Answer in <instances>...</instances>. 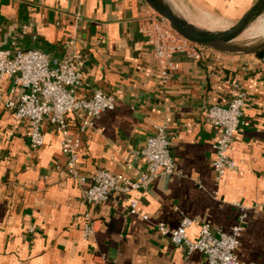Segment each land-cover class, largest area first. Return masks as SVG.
Wrapping results in <instances>:
<instances>
[{"label": "crops", "instance_id": "obj_1", "mask_svg": "<svg viewBox=\"0 0 264 264\" xmlns=\"http://www.w3.org/2000/svg\"><path fill=\"white\" fill-rule=\"evenodd\" d=\"M166 1L188 22L202 14L230 22L256 0ZM148 10L143 0H0V50L16 44L58 60L81 56L85 72L77 96L102 91L115 99V109L81 135L77 116H68L81 141L82 174L107 170L137 180L146 163L132 151L142 148L157 126L167 127L176 168L146 190L112 196L103 205L83 203L90 182L66 177L61 136L47 123L44 146L30 147L29 122L17 120L4 104L19 89L5 79L0 84V264H208L202 253L189 255L161 237L155 224L176 228L184 217L193 219L187 236L195 240L204 223L231 232L242 209L246 222L238 258L264 264V55L205 48L195 61L177 53L176 69L163 78L139 30ZM240 92L247 100L229 151L237 171L217 180L212 161L218 131L205 115ZM130 198L139 200L149 220L128 213ZM90 222L94 233L84 240Z\"/></svg>", "mask_w": 264, "mask_h": 264}, {"label": "built area", "instance_id": "obj_2", "mask_svg": "<svg viewBox=\"0 0 264 264\" xmlns=\"http://www.w3.org/2000/svg\"><path fill=\"white\" fill-rule=\"evenodd\" d=\"M139 30L146 38V43L152 47L163 78L167 77L169 71L176 69L177 65L172 60L175 54H184L195 61L203 56L205 47L180 37L167 20L150 8L140 20ZM261 61L264 62V56ZM84 68V59L78 55L58 60L42 50L19 48L16 44L13 49L0 50V84L11 78L14 88L19 89L17 96L6 99L4 104L17 120L29 122L30 147L33 150L41 149L45 144L42 125L47 123L52 126L61 136L66 177L81 185L90 182L81 194V201L88 205H103L112 196H128L131 192L146 190L160 175L175 174L171 138L166 126H157L143 147L132 151L134 157H141L146 163V170L137 180L107 170H98L89 177L79 171L77 162L81 141L78 135L93 128L103 113L113 111L116 107L114 97L102 91H95L90 96H77V89L83 85ZM246 100L247 95L240 92L227 106L213 105L206 112V123L218 131L212 161L217 180L227 172L237 171L229 151L242 125ZM72 114L79 119L78 135H73L68 120ZM128 213L142 221L149 220L137 199H129ZM86 218H89L88 215ZM245 222L246 212L242 209L238 223L231 232L215 231L204 223L199 225L195 240L188 238L187 231L196 221L187 217L176 228H170L164 222H157L155 228L161 237L167 238L174 246L185 248L187 254L202 253L208 264H244L239 260L237 252ZM93 233L94 223H87L83 230L84 240H88Z\"/></svg>", "mask_w": 264, "mask_h": 264}, {"label": "water", "instance_id": "obj_3", "mask_svg": "<svg viewBox=\"0 0 264 264\" xmlns=\"http://www.w3.org/2000/svg\"><path fill=\"white\" fill-rule=\"evenodd\" d=\"M143 1L151 10L167 20L173 31L193 44L232 54H255L264 50V41L249 49L232 45L252 23L264 15V0H256L233 26L220 31L205 30L193 25L179 15L166 0Z\"/></svg>", "mask_w": 264, "mask_h": 264}, {"label": "bare ground", "instance_id": "obj_4", "mask_svg": "<svg viewBox=\"0 0 264 264\" xmlns=\"http://www.w3.org/2000/svg\"><path fill=\"white\" fill-rule=\"evenodd\" d=\"M168 2V1H167ZM182 9V8H181ZM175 11H177L174 8ZM188 10V9H187ZM178 12V11H177ZM179 13V12H178ZM186 13V12H185ZM184 13V14H185ZM180 14V13H179ZM187 14V13H186ZM185 14V15H186ZM181 15V14H180ZM183 16V15H182ZM192 16V15H191ZM184 17V16H183ZM186 17H189L186 15ZM185 18V17H184ZM186 19V18H185ZM194 20V21H193ZM197 27L210 30V31H220L226 28L225 24L218 19H213L210 15L205 14L204 16L195 17L190 21ZM220 29V30H219ZM264 37V18H258L254 23H252L238 38L241 43L251 42L254 38Z\"/></svg>", "mask_w": 264, "mask_h": 264}, {"label": "rangeland", "instance_id": "obj_5", "mask_svg": "<svg viewBox=\"0 0 264 264\" xmlns=\"http://www.w3.org/2000/svg\"><path fill=\"white\" fill-rule=\"evenodd\" d=\"M181 8V7H180ZM185 15V14H184ZM186 16V15H185ZM201 16H204L203 14L201 15ZM194 17H196V16H194V15H192L191 17H189L190 18V20H192ZM192 18V19H191ZM260 18H264V15H262ZM213 19H215V18H213ZM194 21V20H193ZM220 21V20H219ZM238 20H236V21H230V22H225V21H221L223 24H225V26H226V28H223L222 30H225V29H227V28H229V27H231V26H233L236 22H237ZM220 30V29H219ZM262 41H264V37H259V38H254L251 42H247V43H244V42H240L239 40H235V41H233L232 42V45H236V46H239V47H242V48H247V49H249V48H253L254 46H256V45H258L259 43H261Z\"/></svg>", "mask_w": 264, "mask_h": 264}, {"label": "trees", "instance_id": "obj_6", "mask_svg": "<svg viewBox=\"0 0 264 264\" xmlns=\"http://www.w3.org/2000/svg\"><path fill=\"white\" fill-rule=\"evenodd\" d=\"M257 55H264V50H261V51H258L257 53H256Z\"/></svg>", "mask_w": 264, "mask_h": 264}]
</instances>
